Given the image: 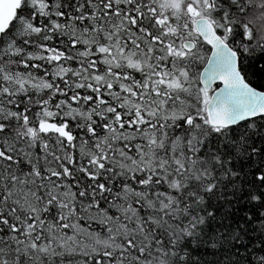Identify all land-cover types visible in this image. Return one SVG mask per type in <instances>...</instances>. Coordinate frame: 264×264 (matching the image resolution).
I'll list each match as a JSON object with an SVG mask.
<instances>
[{
    "label": "snow or ice",
    "instance_id": "snow-or-ice-1",
    "mask_svg": "<svg viewBox=\"0 0 264 264\" xmlns=\"http://www.w3.org/2000/svg\"><path fill=\"white\" fill-rule=\"evenodd\" d=\"M0 264H264V0H0Z\"/></svg>",
    "mask_w": 264,
    "mask_h": 264
}]
</instances>
